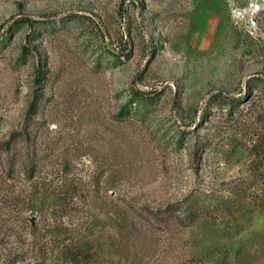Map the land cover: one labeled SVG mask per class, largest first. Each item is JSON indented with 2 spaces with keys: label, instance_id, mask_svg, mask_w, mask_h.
<instances>
[{
  "label": "rangeland",
  "instance_id": "rangeland-1",
  "mask_svg": "<svg viewBox=\"0 0 264 264\" xmlns=\"http://www.w3.org/2000/svg\"><path fill=\"white\" fill-rule=\"evenodd\" d=\"M68 258L264 264V0H0V264Z\"/></svg>",
  "mask_w": 264,
  "mask_h": 264
},
{
  "label": "trees",
  "instance_id": "trees-1",
  "mask_svg": "<svg viewBox=\"0 0 264 264\" xmlns=\"http://www.w3.org/2000/svg\"><path fill=\"white\" fill-rule=\"evenodd\" d=\"M27 22V20H26ZM72 258H68V262L74 264V260H71Z\"/></svg>",
  "mask_w": 264,
  "mask_h": 264
}]
</instances>
